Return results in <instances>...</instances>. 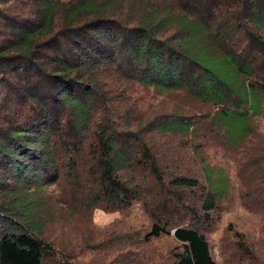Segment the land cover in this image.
Listing matches in <instances>:
<instances>
[{"label": "trees", "instance_id": "1", "mask_svg": "<svg viewBox=\"0 0 264 264\" xmlns=\"http://www.w3.org/2000/svg\"><path fill=\"white\" fill-rule=\"evenodd\" d=\"M122 81L214 105L204 130L237 147L264 106V0H0L4 183L30 188L63 146L82 153L91 140L93 206L140 202L154 221L146 239L172 235L176 264H217L206 232L226 193L222 172L204 185L165 165L175 162L166 138L196 137L193 121L120 126L112 97ZM4 210L0 264H46L51 247Z\"/></svg>", "mask_w": 264, "mask_h": 264}, {"label": "rangeland", "instance_id": "2", "mask_svg": "<svg viewBox=\"0 0 264 264\" xmlns=\"http://www.w3.org/2000/svg\"><path fill=\"white\" fill-rule=\"evenodd\" d=\"M112 99L118 124L130 125L133 131L179 116L196 124V137L166 138L165 147L175 162L165 165L173 168V174L194 177L204 185L210 172L214 180L222 172L226 193L206 232L212 258L217 264H264V106L251 120L248 136L231 147L224 133L204 130L209 127L206 117H213L216 107L186 92L161 93L122 81ZM161 142L157 139V144ZM91 143L82 153L63 146L58 162L47 165L53 167L47 169L48 175L40 172L30 188L5 184L8 173L2 176L0 170V208L5 209L1 213L35 228L53 251L46 264H176L180 245L172 235L146 239L154 221L145 205L136 202L128 210L113 212L92 205ZM152 189L160 195L158 187ZM199 193L196 190L192 196ZM18 209H23L21 214Z\"/></svg>", "mask_w": 264, "mask_h": 264}]
</instances>
